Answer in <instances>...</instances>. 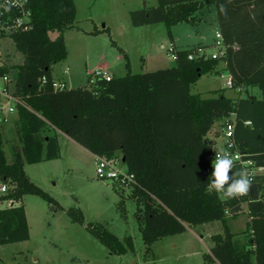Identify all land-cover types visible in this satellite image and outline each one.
Returning <instances> with one entry per match:
<instances>
[{"label":"trees","instance_id":"1","mask_svg":"<svg viewBox=\"0 0 264 264\" xmlns=\"http://www.w3.org/2000/svg\"><path fill=\"white\" fill-rule=\"evenodd\" d=\"M211 4L227 46L224 56L190 59L196 47L177 49L171 67L129 71L109 81L91 74L87 85L57 89L53 69L68 57L64 33L76 27V3L28 0L30 27L0 34V40H13L26 61L0 66V78H10L12 94L20 100L15 121L19 144L11 160L0 131V179L8 187L0 202H12L0 208V246L30 238L22 203L26 195H39L63 209L25 170L26 164L60 157L58 133L62 132L94 155L120 158L134 174L127 189L137 204L135 216L147 251L163 237L220 221L223 232L212 234L213 245L204 255L209 264H264V172L253 179L260 193L257 200L250 192L222 199L206 187L217 130L232 113L240 150L264 167V0H158L156 6L132 10L131 16L137 26L164 23L173 38L174 25L200 22L201 11ZM224 71L232 78L229 89L236 98L226 95L225 89L215 97L192 92L203 75ZM252 88L261 95L253 94ZM240 168L235 165L234 170ZM245 203L248 220L240 237L230 230L229 222L243 212ZM67 213L72 221L84 224L79 208ZM89 228L113 253L133 247L131 236L123 242L101 226ZM0 264L10 263L0 258Z\"/></svg>","mask_w":264,"mask_h":264},{"label":"rangeland","instance_id":"2","mask_svg":"<svg viewBox=\"0 0 264 264\" xmlns=\"http://www.w3.org/2000/svg\"><path fill=\"white\" fill-rule=\"evenodd\" d=\"M75 3L76 27L65 32L66 60L70 65L68 78L71 77L66 82L67 87L87 85L91 73L101 65H107L115 77L129 71L139 73L175 65L176 61L167 52L172 44L167 26L162 22L137 26L131 16L132 10L156 6L158 0H75ZM217 27L206 15L200 22L174 25L172 35L181 47L190 49L203 43L212 53L216 50L213 41ZM95 29L97 33L89 32ZM51 35L55 38L57 33ZM202 36H205V41H202ZM2 62L10 65L24 62L23 53L16 49L10 37H3L0 41ZM65 66L59 63L55 71L61 73ZM223 75H203L192 86V92L203 97H215L218 90L225 89L226 95H235V91L226 85L228 72L224 71ZM0 131L7 158L11 160L12 146L19 144L11 114L8 121L0 122ZM59 138L61 158L26 164L25 169L30 178L55 198L63 209L39 195H26L24 205L30 238L1 245L2 260L10 264H209L204 255L213 245L211 235L223 232L220 221L192 226L182 234L163 237L153 244L152 251H147L135 216L137 204L130 197V190L116 188L112 180L99 178L94 156L65 135L60 133ZM3 184L0 179V188ZM7 205L3 202L0 208ZM70 208L82 210L84 224L72 221L67 213ZM248 212L245 203L243 212L229 222L230 230L240 237L244 236L242 232ZM90 224L112 232L123 242L131 236L133 247L123 254L113 253L92 233Z\"/></svg>","mask_w":264,"mask_h":264},{"label":"built area","instance_id":"3","mask_svg":"<svg viewBox=\"0 0 264 264\" xmlns=\"http://www.w3.org/2000/svg\"><path fill=\"white\" fill-rule=\"evenodd\" d=\"M27 3L28 0H0V34L9 33L17 29L26 30L30 27L28 22L30 11L28 9ZM213 46L216 50L212 53H209L206 45H198L193 52H190L189 58L193 59L196 57H205L218 59L224 56L227 46L224 41V36L219 28L216 31ZM176 51L177 49L172 43L167 50L171 59L176 60ZM91 74L94 76V79L99 78L109 81L113 78L111 72L104 67L96 68ZM221 76H223V74ZM1 79L3 80V85L0 86V94L5 96V98L9 101L8 104L0 103V122H3L8 121L9 115L16 112V105L20 102V100L12 94V91L9 88L8 83L10 82V78L8 76H4ZM43 81H46L45 77L43 78ZM53 85L57 89H63L67 87L66 82L58 80H55ZM226 85L228 88L233 87L232 78L230 75L227 77ZM235 117V113H232L220 124L221 126L217 130L219 131V135L216 139L217 145L213 152L209 155V160L212 163V161L215 159L216 150L228 152L235 159V165H240L241 167L246 168L250 173L251 179L253 180L257 174L264 172V167L257 166L254 160L248 158V154L246 152L240 150L235 138ZM247 124H250V122ZM95 160L96 173L99 178L103 180H112L113 183H117L124 188L130 187L134 182V174L129 173L126 167L122 166L120 158L116 156L107 157L95 155ZM7 191L8 187L3 184L0 188V195L7 193ZM1 203L2 202H0V204ZM7 203L8 205L12 204L11 201H8Z\"/></svg>","mask_w":264,"mask_h":264},{"label":"clouds","instance_id":"4","mask_svg":"<svg viewBox=\"0 0 264 264\" xmlns=\"http://www.w3.org/2000/svg\"><path fill=\"white\" fill-rule=\"evenodd\" d=\"M213 171L206 187L211 194L215 192L222 199H234L247 196L253 180L246 168L235 169V159L225 151L216 150L212 161Z\"/></svg>","mask_w":264,"mask_h":264},{"label":"crops","instance_id":"5","mask_svg":"<svg viewBox=\"0 0 264 264\" xmlns=\"http://www.w3.org/2000/svg\"><path fill=\"white\" fill-rule=\"evenodd\" d=\"M206 15H209V17H211L212 18V21L213 22H215L216 23V26H218L217 28H219V25H218V16H217V10H216V7H215V5H207V6H205V8L201 11V19L202 20H204L205 19V16ZM201 20V21H202ZM96 30V29H95ZM95 30H93V31H89L91 34H93L94 33V31ZM66 32V31H65ZM88 32V33H89ZM64 36H66V33H64ZM66 39V38H65ZM171 39V43H173V44H175V47H176V49H187V48H185V47H181V45L180 44H177L176 43V41H177V38L175 39V37H173V38H170ZM206 40V38H205V36H202V41H205ZM1 41V40H0ZM67 45V44H66ZM200 45H205V44H203V43H200ZM165 46V44L164 43H162V47H164ZM189 49V48H188ZM60 63H63L64 65H66L65 66V69L63 70V72H59V73H57L56 71H55V67L59 64H56L55 66H54V69H53V77H54V79L55 80H58V81H64V82H68V81H70L71 80V77H69L68 78V75H70V73H69V70H70V65H67V60H65V61H62V62H60ZM3 64H5V62H2V63H0V66H2ZM8 64V63H7ZM10 65V64H9ZM98 67H106V68H108V66L107 65H101V66H98ZM97 67V68H98ZM112 74V73H111ZM112 76H114V74H112ZM224 76V75H223ZM229 76V73H228V75H227V77ZM1 85H3V80L0 78V86ZM9 88H10V90L11 91H14V83H12V81L11 82H9ZM256 89H258V88H252V89H250V91L253 93V94H255V95H257V96H260L261 95V92H260V90H259V92H257L256 91ZM231 97H234V98H236L237 97V94H235V95H231ZM7 102V99L5 98V96H3V95H1L0 94V103H6ZM11 116L13 117V119H14V121H16V119L18 118V115H17V112H14V113H12L11 114ZM63 134V135H65L64 133H62V132H59L58 133V139H59V144H60V157L59 158H61L62 157V154H61V143H60V138H59V134ZM65 137H67V139H69V141H73L74 143H76L74 140H72L71 138H69L67 135H65ZM16 138H17V142L19 143V141H18V136H17V132H16ZM77 145H79L78 143H76ZM18 145V144H17ZM9 146V145H8ZM16 145H13L12 146V150H13V148L15 147ZM10 147V146H9ZM5 151H6V149H5ZM90 152V151H89ZM91 153V152H90ZM92 154V153H91ZM93 156H94V158H95V155L94 154H92ZM26 170V169H25ZM25 198V197H24ZM24 198H23V201H22V203H23V205H24ZM24 207H25V205H24ZM26 210V209H25ZM26 215H27V211H26ZM27 219H28V216H27ZM28 224H29V222H28ZM30 228V227H29ZM212 236V235H211Z\"/></svg>","mask_w":264,"mask_h":264},{"label":"water","instance_id":"6","mask_svg":"<svg viewBox=\"0 0 264 264\" xmlns=\"http://www.w3.org/2000/svg\"><path fill=\"white\" fill-rule=\"evenodd\" d=\"M26 61H24L25 63ZM20 150V149H19ZM124 161V158H123ZM250 193H251V198L253 200H257L259 197V189L256 183H253L252 186L250 187Z\"/></svg>","mask_w":264,"mask_h":264}]
</instances>
